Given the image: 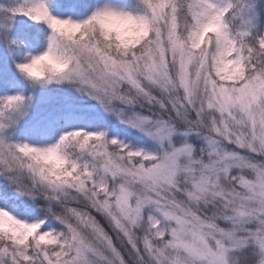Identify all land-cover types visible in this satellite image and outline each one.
<instances>
[{
    "label": "snow or ice",
    "instance_id": "6c2138e0",
    "mask_svg": "<svg viewBox=\"0 0 264 264\" xmlns=\"http://www.w3.org/2000/svg\"><path fill=\"white\" fill-rule=\"evenodd\" d=\"M0 264H264V0L0 3Z\"/></svg>",
    "mask_w": 264,
    "mask_h": 264
},
{
    "label": "rangeland",
    "instance_id": "374dc122",
    "mask_svg": "<svg viewBox=\"0 0 264 264\" xmlns=\"http://www.w3.org/2000/svg\"><path fill=\"white\" fill-rule=\"evenodd\" d=\"M4 0H0V3H3ZM113 3H117V4H123L126 2V0H112Z\"/></svg>",
    "mask_w": 264,
    "mask_h": 264
}]
</instances>
